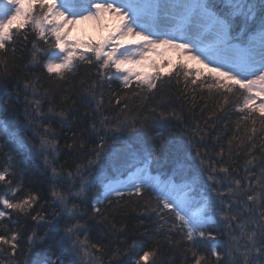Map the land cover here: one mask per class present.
<instances>
[{
	"label": "trees",
	"instance_id": "16d2710c",
	"mask_svg": "<svg viewBox=\"0 0 264 264\" xmlns=\"http://www.w3.org/2000/svg\"><path fill=\"white\" fill-rule=\"evenodd\" d=\"M24 35L21 33L6 54L0 53V61H3L0 63V171L8 170L6 180L0 182V195L14 200L23 199L28 193L38 197L30 214L11 213L8 219L0 221V234H5V228L20 233L19 248L12 258L15 264H25L37 253L48 255L56 264H75L69 245L62 246L58 241L64 228L76 223L83 227L75 233V238L78 236L86 242L97 264H135L138 255L148 249H155L157 253L153 264H193L190 249L203 257L202 264H243L235 249L239 247L243 251L248 243L246 232L252 230L257 232V246H264V233L256 225L247 224L244 233L238 227L240 221L251 219L252 213L245 211L246 196L235 191L234 182L248 174L245 168L253 173V179L264 168V152L260 147L264 132L259 131V121L253 141L256 147L251 154L248 153L251 144L241 145L246 131L251 134V122L240 120L243 113L236 108L239 93L229 94L228 102L217 109L223 96L201 88L197 89L194 101L191 90L185 99L183 77L179 86L173 77L171 83L166 81L147 99L143 94L133 93H127L125 99L126 90L119 79L105 77L101 86L95 66L86 62H80L66 79L50 77L42 67L44 58H40V53H37L40 62L33 63L36 34L29 30L27 39ZM37 46L46 47L38 40ZM94 81L97 82L95 88L92 87ZM117 96L122 98L119 104ZM37 100L40 101L38 111ZM125 104L128 107L122 111ZM154 108L157 110L152 111ZM160 112H165L166 116L161 117ZM125 118L136 119L138 132L134 140L137 144L145 148L155 145L158 149L157 158L150 167L151 175L194 180L195 187L214 200V190L218 186L225 202H231L229 215H237L239 219H221L218 211L215 216L218 223L209 229L216 240L226 244V247L217 246L221 253L219 260L211 254L212 240L198 238L192 244L178 229L172 228L175 221L170 214H162L165 223L156 214L159 209L152 211L157 201L151 191L139 197L125 191L119 200L110 197L96 205L100 213L92 208L93 198L102 191L99 182L85 195H74L80 187L79 177L69 178L68 173H75L78 165L82 166L85 177L89 173L97 174L101 167L110 174L120 170V145L113 141L117 136L123 139L124 134L109 129ZM238 123L241 125L239 132ZM102 137L106 145L103 164L90 169L83 167L89 159L95 158L93 149ZM42 138L54 141V146L44 147ZM237 145L241 146L237 148ZM252 157L255 158L252 163L246 164ZM178 165L184 168L182 176L175 173ZM222 167L228 171H221ZM209 175L214 179L209 180ZM242 183L246 185L248 181L242 180ZM229 187L235 195L229 196L226 191ZM13 188L17 189L15 194L11 192ZM54 189L68 197V207L76 205V219H67L63 205L52 195ZM37 212L45 219L33 220ZM57 226L59 231L55 230ZM237 228L240 236L232 240L231 231ZM33 233L35 238L30 244L28 236ZM252 255L254 264H264V255L255 252ZM8 262V255L0 252V264Z\"/></svg>",
	"mask_w": 264,
	"mask_h": 264
},
{
	"label": "snow or ice",
	"instance_id": "6c2138e0",
	"mask_svg": "<svg viewBox=\"0 0 264 264\" xmlns=\"http://www.w3.org/2000/svg\"><path fill=\"white\" fill-rule=\"evenodd\" d=\"M29 30L46 45L38 47L37 40L33 41V63L44 58L42 67L50 77L66 79L76 71L80 62H86L95 66L101 86L105 77L119 79L126 90L125 99L127 93L143 94L147 99L166 81L171 83L173 77L179 86L183 77L185 99L189 90L194 101L197 89L207 88L210 93L224 97L217 109L228 102L229 94L239 93L236 108L243 113L240 120L251 122V134L246 131L241 140V145L251 144L249 155L256 147L253 141L258 131L257 121L259 131L264 132V0H220L219 4L213 0H0V53L6 54L21 33L27 39ZM37 53L41 54L40 58ZM96 85L94 81L92 87ZM116 99L119 104L122 98L117 96ZM39 104V100L35 101L37 111ZM127 107L125 104L122 111ZM160 116L165 117L166 113L160 112ZM101 123H104L103 119ZM240 127L238 123L237 132ZM109 131L124 134L123 139L117 136L113 141L120 145L123 171L109 174L101 167L97 174L89 173L85 177L82 166L78 165L75 173H68L69 178L79 177L76 197L90 192L99 182L102 191L92 201L95 213H100L97 204L113 196L119 200L125 191L137 197L151 191L157 201L152 211L159 209L156 214L165 223V215L170 214L175 221L172 228L178 229L192 244L198 238L215 241V235L209 229L218 223L215 218L218 211L221 219H239L237 215H229L232 205L225 202L223 193H217L216 200L208 197L206 202L196 201L190 183L154 178L150 167L157 158L158 149L155 145L145 148L135 142L138 132L135 118L117 121ZM41 144L48 147L54 146L55 142L42 138ZM231 144L230 140V148ZM105 146L102 137L100 144L93 149L95 158L89 159L83 167L90 169L102 165ZM260 147L264 152V140ZM223 151L221 148V153ZM253 159L246 164H251ZM221 171L227 172L228 169L222 167ZM245 171L248 173L245 177L235 180V191L246 196L245 211L252 213V217L240 221L238 227L244 233L245 226L251 223L264 233V168L255 179L251 171L247 168ZM183 172V166L178 165L176 175L182 176ZM7 174V169L0 171V182L6 180ZM53 175H56L55 169ZM208 179L214 177L209 175ZM242 180L248 183L245 185ZM226 191L229 196L235 195L232 187ZM11 192L15 194L17 189L13 188ZM52 195L63 205L68 220L77 218L76 205L68 207L67 196L55 189ZM37 200L32 193L15 200L0 195V221L8 219L11 213L30 214ZM32 219L40 221L45 217L37 212ZM82 227L79 223L67 225L58 243L62 246L68 244L71 249L77 245L83 247L85 241H80L78 236L73 238ZM55 230L59 231L58 226ZM4 231L5 234H0V252L8 255V264H15L12 258L19 248L20 233L7 228ZM246 236L247 246L243 251L237 247L235 252L243 264H254L252 253L264 255V246H257L255 230L246 232ZM34 238V233L28 236L30 244ZM92 247L102 251L96 245ZM190 250L193 264H202L203 257L194 249ZM156 254L155 249L143 250L135 264H153ZM211 254L220 259L221 253L215 243ZM229 255H233L232 251ZM25 264H56V261L37 253Z\"/></svg>",
	"mask_w": 264,
	"mask_h": 264
},
{
	"label": "rangeland",
	"instance_id": "374dc122",
	"mask_svg": "<svg viewBox=\"0 0 264 264\" xmlns=\"http://www.w3.org/2000/svg\"><path fill=\"white\" fill-rule=\"evenodd\" d=\"M214 3L219 4L220 0H213ZM119 171H123V169L120 167ZM110 174V173H109ZM152 176L156 179L159 180H170V178H159L157 175L152 174ZM177 183H190L191 184V192H192V197L194 200L196 201H201V202H206L208 196H206L201 190H198L194 183L190 180H175ZM223 183V182H222ZM220 187H222V185L219 183ZM215 187V186H214ZM215 196L217 198V193H220L219 191V187L216 186L215 187ZM214 199V198H213ZM218 203V201H217ZM216 218V217H215ZM225 220V219H224ZM237 231L232 232V240L237 239L240 235H239V231L238 228L236 229ZM75 239V236L73 237ZM80 241H82V239L79 238ZM213 243H215L217 246L221 245L222 247H226V244L223 242H220V240H216L212 241L211 243V249H212V245ZM70 248V247H69ZM71 256H74V263L75 264H97V262L95 261V259L93 258V256L89 253V251L87 250L86 245H84L83 247H81L80 245H77V247L75 249H71Z\"/></svg>",
	"mask_w": 264,
	"mask_h": 264
},
{
	"label": "bare ground",
	"instance_id": "6f19581e",
	"mask_svg": "<svg viewBox=\"0 0 264 264\" xmlns=\"http://www.w3.org/2000/svg\"><path fill=\"white\" fill-rule=\"evenodd\" d=\"M96 198H97V197H94L93 200L96 199Z\"/></svg>",
	"mask_w": 264,
	"mask_h": 264
}]
</instances>
